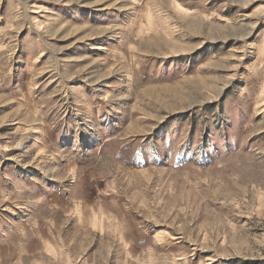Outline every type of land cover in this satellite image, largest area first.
<instances>
[{
	"label": "rangeland",
	"instance_id": "rangeland-1",
	"mask_svg": "<svg viewBox=\"0 0 264 264\" xmlns=\"http://www.w3.org/2000/svg\"><path fill=\"white\" fill-rule=\"evenodd\" d=\"M0 264H264V0H0Z\"/></svg>",
	"mask_w": 264,
	"mask_h": 264
}]
</instances>
